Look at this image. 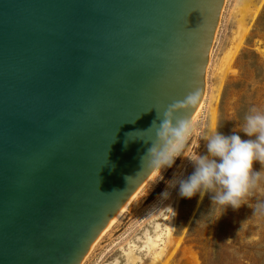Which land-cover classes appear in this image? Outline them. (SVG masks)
<instances>
[{
	"label": "water",
	"instance_id": "1",
	"mask_svg": "<svg viewBox=\"0 0 264 264\" xmlns=\"http://www.w3.org/2000/svg\"><path fill=\"white\" fill-rule=\"evenodd\" d=\"M225 1L0 0V264L83 262L150 177L158 113L198 110Z\"/></svg>",
	"mask_w": 264,
	"mask_h": 264
},
{
	"label": "rangeland",
	"instance_id": "2",
	"mask_svg": "<svg viewBox=\"0 0 264 264\" xmlns=\"http://www.w3.org/2000/svg\"><path fill=\"white\" fill-rule=\"evenodd\" d=\"M242 25L246 33L239 39ZM235 46L237 52L229 57ZM209 90L217 114L215 131L238 132L248 139L239 132L246 116L253 107L264 111V0H228L217 33ZM210 97L195 122L199 132L208 131L210 125ZM204 151L198 135L190 138L176 165L163 172L164 180L146 187L83 264H133L126 256L135 245L139 257L135 264H153L151 254L140 247L146 234H154L158 225L166 228L169 218L172 240L157 264H264V214L255 212L256 205L264 203V174L244 205L238 210L228 207L220 219L222 210L211 205L210 194L189 200L171 189L169 199L159 198L165 181L175 172L190 174L189 157ZM253 169L260 171L261 165L254 163Z\"/></svg>",
	"mask_w": 264,
	"mask_h": 264
},
{
	"label": "clouds",
	"instance_id": "3",
	"mask_svg": "<svg viewBox=\"0 0 264 264\" xmlns=\"http://www.w3.org/2000/svg\"><path fill=\"white\" fill-rule=\"evenodd\" d=\"M197 98L193 92L183 101L170 105L162 116L157 112L159 124L154 121L150 127L155 126L156 140L151 141L152 147L142 159L147 158L148 173L158 177L157 182L163 181V172L176 165L190 138L198 135L205 151L189 157L193 169L190 174L175 172L165 181L166 189L159 198L169 199L171 189H178V196L189 200L210 194L211 205L222 210L217 217L220 219L228 207L238 210L244 205L245 198L264 174V111L253 107L246 116L239 132L248 139H242L238 132L230 135L218 130L199 132L192 120L176 116L180 110L190 109ZM254 163L261 165L260 171L253 169ZM255 212L264 214V203H258Z\"/></svg>",
	"mask_w": 264,
	"mask_h": 264
},
{
	"label": "bare ground",
	"instance_id": "4",
	"mask_svg": "<svg viewBox=\"0 0 264 264\" xmlns=\"http://www.w3.org/2000/svg\"><path fill=\"white\" fill-rule=\"evenodd\" d=\"M227 2H228V0L225 1L224 7H223V10H222V14H221V18H220V22H219V25H218V29H217V32H216V36H215V39H214V43H213V46H212V49H211V52H210V59H209V63H208L207 71H206V89H205L204 97L202 99V102L200 103V106L198 107V110L196 111V113L194 114V116L191 119L194 123L196 122V120L198 119L199 115L203 111V109H204V107H205V105L207 103V100L210 97V92H209L210 91L209 90V71H210V68L212 67L214 49H215V44H216V40H217V33H218L219 27L221 25L222 15H223V12H224V9L226 7ZM238 31H239V33H238V37L237 38L240 39V38H242V36L244 37V33H246L245 25L240 26V30L238 29ZM241 43L242 42H240V45H241ZM237 50H238V46L233 47L232 50L230 51V53H228V56L229 57L233 56L234 53L237 52ZM230 62H231V60H230ZM226 67L229 68L230 67V63H228V65ZM213 99H214V97H213V94H212V96L210 97L211 101H210V106H209L210 125L208 127V131H215V124H216V119H217L216 110L214 108H212ZM157 179H158V177H156V176H154L152 174L150 175V177L146 180V182L138 189V191L126 203V205L119 212V214L116 216V218L109 224L108 228L102 233L100 238L94 243V245L92 246L90 252L84 258V260H83V262L81 264H83L87 260L88 256L92 253V251L96 247V245H98L100 243V241L104 238V236L107 233H109V231H111L113 229V227L118 223V221L123 216V214L127 211L129 206L140 196V194L146 189V187L151 186L153 183H155V181ZM159 226L160 225H158L155 228V233L154 234H150V233L146 234V236L144 238V241L142 243V246L140 247L142 249H146L148 251V253L151 254L153 262H154L153 264H157V262L161 261L163 255L165 254V252L167 250L168 243L169 242L171 243V240H172L173 224H172L171 218L168 219V225L166 226V228L160 229L161 226L160 227ZM136 246L137 245L130 246V248H128V250H127V256L126 257L133 264H135L137 262V260L139 259L138 255L136 254L135 249H134ZM113 264H119V263L116 261Z\"/></svg>",
	"mask_w": 264,
	"mask_h": 264
}]
</instances>
